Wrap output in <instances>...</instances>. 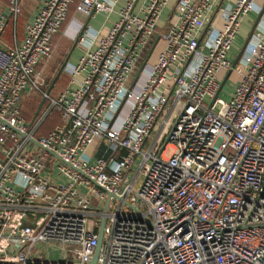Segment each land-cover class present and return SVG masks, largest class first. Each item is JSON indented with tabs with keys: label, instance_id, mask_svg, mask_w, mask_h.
<instances>
[{
	"label": "built area",
	"instance_id": "1",
	"mask_svg": "<svg viewBox=\"0 0 264 264\" xmlns=\"http://www.w3.org/2000/svg\"><path fill=\"white\" fill-rule=\"evenodd\" d=\"M116 1L42 0L18 43L21 0L0 13V264H89L101 220L95 264H264V11L231 67L255 0H176L159 31L168 0H119L48 81L69 7L86 19ZM29 96L42 101L31 121ZM51 111L59 123L38 135Z\"/></svg>",
	"mask_w": 264,
	"mask_h": 264
},
{
	"label": "crops",
	"instance_id": "2",
	"mask_svg": "<svg viewBox=\"0 0 264 264\" xmlns=\"http://www.w3.org/2000/svg\"><path fill=\"white\" fill-rule=\"evenodd\" d=\"M174 1H176V0H174ZM222 1H223V3H225L227 1L232 2L233 0H222ZM41 2H42V0H21V2H20V4H21V13H20V16L18 17L16 26H15V29H14V36H15L14 39H15L16 43H18L20 41V39L22 38L23 26L31 21V19L33 18L34 14L38 10ZM169 2H170V0H168L167 4L163 8V10H162V12L160 14V17H159V19L157 21V30L158 31L161 30L164 27V24L166 23L169 15H170V13L167 15V13L169 12V8L165 11V9L167 8ZM255 3L260 8L264 7V0H255ZM121 5L122 4L120 3V1L117 0L116 3H115V7H114L112 13H110L108 15L93 14L92 16H90V17H88L86 19H83V17H81L80 15L76 14L74 12L73 5H71L69 7V10H68L69 13H68V17H67L66 21L61 26V29H60L59 33L52 38L53 51L55 49V40H59L60 45L62 47H65V49H66V54L64 56V59L69 54V57H68L67 61L68 62L73 61L76 57H78L81 54V48L77 47L76 45L71 50V47H72L73 41H74V39L76 37L77 31L82 26H88L91 29L98 31V34L100 36H103L108 31V29L111 27L112 23L116 20V17H117L116 13H117V11H118V9L120 8ZM6 6H7V0H0V13L5 14L6 18H8V13L7 12L4 13V11L6 9ZM165 12H166V14H165ZM256 17L257 16L252 13V14L247 15L243 19V21L241 23V26L239 28V33L237 35V38L235 39V41L233 43V46H232V51H233V53L235 55H236L237 50L239 49L240 45L242 44V42L246 38L247 34H249L251 26H252L253 22L255 21ZM212 24L216 28H220V26H221V22L216 16L214 17V19L212 21ZM1 40H2V42L4 44H9L10 45L12 43V40H13V38H12V29H11V26H10V21H8V20H7V26L5 27V29L3 31V34L1 35ZM162 47H163V44L160 41H158L154 45L151 53L148 56H146V58H145V59H147V62L149 64H151V63H153L155 61L156 55L161 50ZM63 60H62V62H63ZM44 70H45V68H44ZM60 79L61 78L59 77L56 80L55 85L59 84ZM28 98H31V96H29ZM33 98H38V97L33 96ZM39 103H40V100L37 103V106H38ZM32 104H33L32 108L34 109L33 115L31 116V118H28V119L26 118L27 121H31V119L33 118V116H34V114L36 112L37 106L34 105L35 102L32 103ZM50 113H55V112L51 111ZM122 114H124V112ZM56 117H57V122L56 123H52V124L48 125L43 130L41 129L42 131L39 130L40 129L39 128L37 134L38 135H44L49 130H51L55 125H57L59 123V118H58V115ZM42 124H43V122H42ZM42 124H41V126H42ZM97 148H98L97 155L105 157L106 154H107V152H105L106 151V147L103 144H98Z\"/></svg>",
	"mask_w": 264,
	"mask_h": 264
},
{
	"label": "rangeland",
	"instance_id": "3",
	"mask_svg": "<svg viewBox=\"0 0 264 264\" xmlns=\"http://www.w3.org/2000/svg\"><path fill=\"white\" fill-rule=\"evenodd\" d=\"M174 3H175L174 0H170L167 8L165 9V11H166L169 8V12L167 13V15L170 13ZM165 14H166V12H165ZM65 54H66L65 47H62L60 45L59 40H55V49H54V51L52 53L51 59L45 64L46 67H45V70H44V76L46 77V79L48 81H50L54 77V75L56 74L57 69H58L60 63L62 62V60L64 59ZM236 81H237V77L234 74V71H232L230 73L229 77L227 78L226 82L224 83L221 91L219 92L218 97L223 99V100H226L227 99V94L230 92V88H231L232 83H234ZM31 98H33V97H31ZM32 103H34L33 99H30V98L23 99V102L21 104V111H22V115L23 116L25 114L23 112L24 109H29V106L32 107V105H33ZM122 113H123V110L121 111L120 116L122 115ZM53 114L51 115L52 117L49 116L48 118L44 119L43 124H42V126L40 127L39 130H41V129L43 130L48 125L57 122V117L55 115H53ZM26 115H28V113ZM163 141H161V143H163ZM172 152L173 151H172L171 148H166L165 151H164L163 156L164 157H168L170 154H172ZM50 255L54 256V258L57 257V254H55V255L50 254ZM48 259H50V258H48Z\"/></svg>",
	"mask_w": 264,
	"mask_h": 264
},
{
	"label": "water",
	"instance_id": "4",
	"mask_svg": "<svg viewBox=\"0 0 264 264\" xmlns=\"http://www.w3.org/2000/svg\"><path fill=\"white\" fill-rule=\"evenodd\" d=\"M263 11H264V7L262 8V11L260 12L259 15H257L255 21L253 22V24H252V26H251V29H250V31H249V34H247L246 38L244 39V41H243L242 44L240 45V47H239V49H238L236 55L234 56V58H233V60H232V62H231V67H233V66L236 64V62L238 61V59H239V57H240V55H241V53H242V51H243L245 45L247 44V42H249V40H250V38H251V36H252V34H253V31H254V29H255L256 24H257V22L259 21L260 17L262 16V12H263ZM5 12H7V8L5 9L4 13H5ZM156 43H157V39L154 40V42H153V44H152V47H151V50L153 49V47H154V45H155ZM75 44H76V39L73 41V44H72L71 50L74 48ZM151 50H150V51H151ZM150 51H149V52H150ZM68 57H69V54L65 57V59L63 60V62L60 64V66H59V68H58V70H57V72H56L55 77H54L53 80H55L56 77H57V76L60 74V72L62 71L63 66L65 65V63H66L67 60H68ZM139 71H140V69L138 70L137 74L135 75V77H134V79H133V81H132V83H131L130 86H132L133 83L135 82V80L137 79V76H138ZM229 73H230V71H228V72L225 74V76L223 77L222 81H221L220 84H219V89H220V88L222 87V85L224 84L225 80H226L227 77L229 76ZM41 103H42V101H40V103L38 104V106H37V108H36V112L38 111V109H39ZM36 112H35V114H36ZM35 114H34V115H35ZM102 224H103V220H101L100 225H99V228H98V230H97V243H96V247H95V250H94V253H93L92 258L90 259L89 264H95V262H96V258H97L98 250H99V247H100V244H101Z\"/></svg>",
	"mask_w": 264,
	"mask_h": 264
},
{
	"label": "trees",
	"instance_id": "5",
	"mask_svg": "<svg viewBox=\"0 0 264 264\" xmlns=\"http://www.w3.org/2000/svg\"><path fill=\"white\" fill-rule=\"evenodd\" d=\"M73 7H74V5H73ZM69 13V12H68ZM68 13H67V17H68ZM67 17H66V19H67ZM66 21V20H65ZM64 24V23H63ZM62 24V25H63ZM6 26H7V24H6ZM61 29V28H60ZM33 111H34V109L31 107V106H29V109H24V116L28 119V118H31V116L33 115ZM28 113V115H26ZM53 113H50V114H48L47 116H46V118H48L49 116H51ZM53 115H56L55 113L53 114ZM57 116V115H56ZM52 117V116H51Z\"/></svg>",
	"mask_w": 264,
	"mask_h": 264
}]
</instances>
